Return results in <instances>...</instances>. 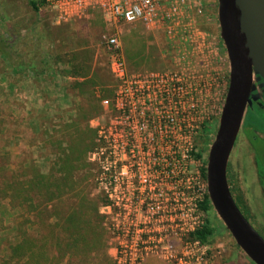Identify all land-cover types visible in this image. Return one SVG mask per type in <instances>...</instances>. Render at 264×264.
Masks as SVG:
<instances>
[{
  "label": "rangeland",
  "instance_id": "obj_1",
  "mask_svg": "<svg viewBox=\"0 0 264 264\" xmlns=\"http://www.w3.org/2000/svg\"><path fill=\"white\" fill-rule=\"evenodd\" d=\"M177 3L175 7L169 3L161 5L156 17L147 24L142 20H115L98 6L53 5L46 1L36 10L29 0H0V43L5 36L8 41L23 45L20 54L0 44V264H28L23 251H15V247L23 238L24 228L38 230L29 223V203L18 204L12 193H7L6 182L14 175L26 180L24 177L33 171L32 165L45 173L58 169L62 162L59 154L69 145L70 136H65L64 143L56 139L62 136L63 127L76 130L77 121L91 128L86 138L88 145L83 144L82 178L67 189L63 201L54 202L66 211L83 196L94 198L96 210L104 220L105 246L111 259H103L105 263L96 258L88 260L90 264H115L117 234L112 211L117 208L116 204L112 211L106 207L111 201L99 179L102 167L95 152L103 143L100 127L110 124L118 113V78L114 72L117 60L124 61L130 74L177 73L196 88L194 100L186 104L184 114L179 112L177 118L180 116L195 127V153L201 152L202 156L197 159L194 155L190 169L196 179L206 182L201 170L207 166L219 128L231 63L221 36L219 0ZM112 37L117 38L118 47H109ZM1 50L7 55L3 56ZM11 99L13 107L8 108L7 101ZM94 103L100 108L88 113L87 108ZM83 110L86 117H82ZM249 121L246 114L243 125ZM229 176L234 195L254 226L264 234V191L256 178L252 149L244 135H239L231 152ZM45 200L41 206L46 205ZM143 206L146 211L150 203ZM199 215L203 224L209 219L218 228L201 241L199 254L204 256V264H255L213 206L200 210ZM193 221L190 214V228ZM194 238L191 234L170 238L177 257L186 251L185 241ZM148 257L178 264L177 259L169 256L151 254L145 259Z\"/></svg>",
  "mask_w": 264,
  "mask_h": 264
},
{
  "label": "built area",
  "instance_id": "obj_2",
  "mask_svg": "<svg viewBox=\"0 0 264 264\" xmlns=\"http://www.w3.org/2000/svg\"><path fill=\"white\" fill-rule=\"evenodd\" d=\"M46 1L53 5L98 6L115 20H142L147 24L161 5L178 4V0ZM108 44L118 47L119 42L112 37ZM115 66L118 113L110 124L100 127L103 143L95 152L102 167L99 179L111 201L106 207L112 211L116 204L117 208L112 211L117 234L115 264H140L151 254L175 258L178 264H204V256L199 254L201 239L185 241L186 251L180 257L170 242V238L188 236L204 225L199 211L203 210L200 203L209 195L207 176L202 168L206 179L202 183L190 169L196 154L195 127L177 118L194 100L196 88L177 73L130 74L122 60ZM146 202L150 206L145 211ZM190 214L194 219L191 228Z\"/></svg>",
  "mask_w": 264,
  "mask_h": 264
},
{
  "label": "trees",
  "instance_id": "obj_3",
  "mask_svg": "<svg viewBox=\"0 0 264 264\" xmlns=\"http://www.w3.org/2000/svg\"><path fill=\"white\" fill-rule=\"evenodd\" d=\"M29 1L36 10L46 3V0ZM1 43L5 44L11 51L22 54L20 52L23 46L20 45L22 42L16 45L14 40L8 41V38L4 36ZM1 54L6 56L7 52L1 50ZM94 97L97 99L95 95ZM96 108L100 107H97V104L94 103L87 108V111L89 113L95 111ZM83 116L86 117L85 110L82 111ZM75 124L76 130L68 131L66 130L67 127H63L61 129L62 136L56 139V141L64 143L67 140L65 136H70L68 138L69 145L59 154L62 162L57 167L58 169L53 168V172L45 173L37 165H32L33 171L28 172L24 177L26 180H22L23 177L18 179L14 175V178L11 176L9 177L11 180L8 178L9 180L6 182L7 193H12L14 199L18 200V204L29 203V211L32 213L29 223L36 225V229H38L28 231L24 228L21 233L23 238L15 247V251H23L22 254L24 253L23 256L27 257L28 264H61L64 261L69 264H85L87 261V264H90L88 259L93 260L96 258L99 261L103 259L109 261L111 259L107 255L105 246L106 230L104 220L96 210L94 198L83 196L79 202H75V205L71 204L72 207L69 206L66 211L61 210L60 204L54 202L55 200H58V202L63 201L67 189L69 187L73 188L80 180L79 178H82L80 171L84 166L83 155L85 153L83 144L88 145L86 138L89 136L88 131L91 128L80 121ZM195 155L201 157L202 153L196 152ZM206 170L205 166L203 168L204 175H207ZM229 181L232 185L230 176ZM28 188L33 189V191L29 192ZM232 191L234 193L233 189ZM43 198H46L44 202L46 205L41 206ZM236 200L251 220L239 200L237 198ZM200 207L205 211L212 208L208 194H206L205 200L200 203ZM217 230L218 228L213 226L210 220L207 219L204 225L191 232V236L206 240Z\"/></svg>",
  "mask_w": 264,
  "mask_h": 264
},
{
  "label": "water",
  "instance_id": "obj_4",
  "mask_svg": "<svg viewBox=\"0 0 264 264\" xmlns=\"http://www.w3.org/2000/svg\"><path fill=\"white\" fill-rule=\"evenodd\" d=\"M221 36L231 63L219 128L207 163L212 206L255 264H264V235L239 206L228 177L230 155L240 132L255 75L264 79V0H219ZM264 83V81H263Z\"/></svg>",
  "mask_w": 264,
  "mask_h": 264
},
{
  "label": "flooded vegetation",
  "instance_id": "obj_5",
  "mask_svg": "<svg viewBox=\"0 0 264 264\" xmlns=\"http://www.w3.org/2000/svg\"><path fill=\"white\" fill-rule=\"evenodd\" d=\"M264 79L255 75V87L252 93L257 94L252 104L248 103L245 115H249L250 121L242 123L239 135H244L252 149L255 160V173L260 186L264 191ZM263 113V114H262ZM259 121L262 123L260 125ZM244 122V120H243ZM237 137V139H238ZM264 194V192H263ZM264 198V195H262ZM236 197V195H235Z\"/></svg>",
  "mask_w": 264,
  "mask_h": 264
},
{
  "label": "crops",
  "instance_id": "obj_6",
  "mask_svg": "<svg viewBox=\"0 0 264 264\" xmlns=\"http://www.w3.org/2000/svg\"><path fill=\"white\" fill-rule=\"evenodd\" d=\"M13 102H14L13 99H11L10 101H7L8 103L7 107L8 108L13 107ZM9 140H12V137H10ZM143 264H168V263L156 257H148L144 260Z\"/></svg>",
  "mask_w": 264,
  "mask_h": 264
}]
</instances>
